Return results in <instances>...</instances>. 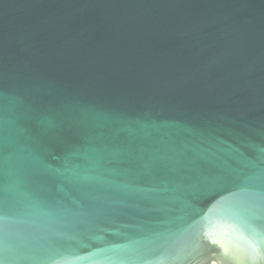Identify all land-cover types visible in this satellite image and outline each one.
Listing matches in <instances>:
<instances>
[{"label":"water","instance_id":"water-1","mask_svg":"<svg viewBox=\"0 0 264 264\" xmlns=\"http://www.w3.org/2000/svg\"><path fill=\"white\" fill-rule=\"evenodd\" d=\"M0 264H264V0H0Z\"/></svg>","mask_w":264,"mask_h":264}]
</instances>
